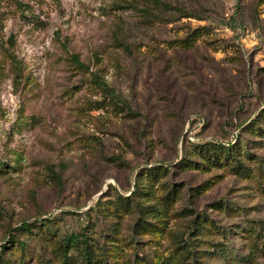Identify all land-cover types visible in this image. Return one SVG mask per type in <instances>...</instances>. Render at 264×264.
<instances>
[{"label": "rangeland", "instance_id": "obj_1", "mask_svg": "<svg viewBox=\"0 0 264 264\" xmlns=\"http://www.w3.org/2000/svg\"><path fill=\"white\" fill-rule=\"evenodd\" d=\"M19 1L0 0V264H58L68 233L105 264L251 242L233 264H264V0ZM235 138L242 166L203 157Z\"/></svg>", "mask_w": 264, "mask_h": 264}, {"label": "trees", "instance_id": "obj_2", "mask_svg": "<svg viewBox=\"0 0 264 264\" xmlns=\"http://www.w3.org/2000/svg\"><path fill=\"white\" fill-rule=\"evenodd\" d=\"M13 2V4L15 5L16 8H23L22 7V2L19 0H11ZM155 3H158V0H153ZM196 29H193L192 31H190L187 35H185L182 39H180L178 41V45H180L181 47H186L188 46L190 43H192V39H191V35L194 33ZM119 44L121 45L122 48L124 49H129V47L127 46V44L121 40H118ZM182 44V45H181ZM6 58L9 59V61L11 62L12 65V69L14 72V75H19L20 74V67H19V62L14 58V55L9 52L6 51L5 52ZM70 60L75 64L76 67H80L83 68L85 66V64L83 63V61H81L78 57L77 54L72 53L70 54ZM93 76V80L94 83L96 85H98L99 89L104 93V94H108L110 96H112V90L110 88V85L107 84L101 77H99L98 75L92 73ZM247 124V123H246ZM246 124L244 126H246ZM247 128V127H246ZM259 129L257 128L258 131ZM236 139L235 140H231V142H227L225 144H217V145H211V147H209L211 150H208L206 152V154H203V157L205 159H210L212 162L213 161H224L225 163L229 162L230 159H233L234 161H236L237 165L241 164L242 166V162L241 159L239 158V153H238V144H236ZM234 151L233 153H230V151ZM224 152V153H223ZM219 153H223L222 155V160H220L219 157ZM248 156V155H247ZM248 159H252L253 161L256 160L255 156H248ZM245 170H248V168L246 169L243 168ZM136 189H137V185H136ZM175 188H172L171 191H175ZM220 204V203H219ZM214 204V205H219ZM213 206V205H212ZM145 214L149 215L151 218L155 217V211L154 209H147L144 211ZM201 228V226H198V229ZM15 229H24V230H30V225L28 223H26L25 221L20 222L17 227H15ZM14 237L11 234H7V237L5 239V242L0 243V248H2V246H6L8 243H10L12 241ZM7 243V244H6ZM18 247H22V241H17L15 243ZM257 246L255 245L254 242H251L250 244V252H248L246 255H239L236 252H234L232 249L230 250V254L229 256H227V261L230 263H234L235 260L236 261H246V260H252V257L254 256V251H256ZM69 249H73L75 251H79L81 257L84 259V264H105L101 261V256H103L105 254V252L99 248L98 250H96V248H94V246L92 245V243L88 242V240L84 237V236H78V234H72V233H68L66 236L63 237V240L61 242V244L59 245L58 248V253H59V262L58 264H67L70 263V261H68L69 255L67 254V251ZM219 249V248H217ZM96 250L97 255L99 256L98 258H95L92 256V252H94ZM1 251V250H0ZM220 251H218L217 253H219ZM246 259V260H245ZM73 263V261H71ZM248 263V262H247ZM157 264H162V263H157Z\"/></svg>", "mask_w": 264, "mask_h": 264}]
</instances>
